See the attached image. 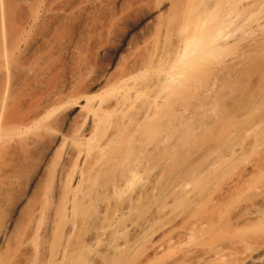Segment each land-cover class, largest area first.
Segmentation results:
<instances>
[{"label":"rangeland","instance_id":"374dc122","mask_svg":"<svg viewBox=\"0 0 264 264\" xmlns=\"http://www.w3.org/2000/svg\"><path fill=\"white\" fill-rule=\"evenodd\" d=\"M5 1L6 11L8 12H5V14L9 16L8 22L10 24L9 30L11 34L18 35L22 30V32L25 33L23 36L26 38L25 40L23 39V44L21 43V45H19L20 50H18L19 48L14 49L15 62L13 66L10 67L9 79H7L9 85L6 84L8 82L4 83V85L6 84V87L9 86V101L7 100L8 104L6 112L2 117V127L0 130L2 133L0 137V264H79L80 262V264H247L250 259H256L257 264H264V54H262L264 48H262L263 51L258 49L264 46V40L262 39V35L264 34V22H262L264 11H262L263 14L260 12L261 7H257L255 13L251 12L255 8H251V4V11H249L250 9L247 10L249 6H246V0H242L243 7L239 6L242 12H239L240 8L237 6L236 9L238 8L239 10L236 11L235 8H233L236 11L233 10L236 13L234 14L236 16H243L242 13L245 12V16H251V12L255 17L254 14L259 11L260 14L258 13L259 15H257L259 18H255L256 21L262 19V21L260 20L261 24L257 22L259 26L263 25L262 28L260 27V30H256L254 29L256 25L252 23L254 27L250 26L252 29L250 30L249 28V30H247L244 27L248 26L249 23L251 24L253 21H247L246 19L249 18L247 16L242 17L243 20L246 18L245 20L247 22L243 20L236 21L237 18L235 19L236 16L234 17V14L232 13L235 21L238 22V27L242 24L248 25H245L244 27L241 26L243 28H241L243 30L241 34V29L235 28L236 24L234 23L236 22H232L234 24V30L236 31L233 32V27H229L230 30L232 29V33L236 36L233 37L234 35L232 34L233 39L230 38L231 31L229 28L226 27L228 28V31L226 32V28L224 27L225 31H222L223 36H227V34L229 35L227 37L228 41L227 39L225 40L227 43L223 41L225 44L222 43V45L216 46L209 54H205L201 52V48L205 44L196 39V44L194 43L195 45H193L192 43L190 47H188L189 49L192 46V50H185L187 41L183 40L184 33H182L181 30L185 25H188L189 21L191 23V21L194 20H185L187 16H184V13L190 11L194 15H199V12H204V10H200L202 6L207 8V5H204L206 3H203L207 2L206 0L203 2L200 1L202 5L198 2L199 0H196L197 2L195 0ZM229 1L230 0L223 1L225 3V5H223V2L218 0L219 5L221 4L222 8H217V11L219 12L221 10L222 12V9L224 11L225 7L223 8V6H226L227 8V3L229 5L232 3L234 5V3H236L234 0H232L233 2ZM236 1L239 3L238 0ZM253 1L256 2V0ZM258 1L259 0H257V3H264V0H261L262 2ZM209 2L212 4L211 2L213 1L209 0ZM218 2L216 5H218ZM249 2H251V0H249ZM257 3L254 7H256ZM210 4H208V6L213 7L215 5L214 3L212 4L213 6ZM241 4L242 2L240 1V5ZM261 5L262 4H260V6ZM244 6L247 7L246 10V7ZM230 7H232V5ZM208 8L206 10L209 11L211 8ZM258 8L260 9L257 11ZM206 10L205 13L208 12ZM218 12L214 11V13ZM237 12L241 13V15ZM247 12L248 14H246ZM214 13L212 12V14ZM255 18H253V20H255ZM234 19L232 21H234ZM249 19L251 20L252 18ZM192 23L194 25L195 22ZM240 23L241 25L239 26ZM188 26H192V24ZM25 29L28 33H26ZM223 32L226 33L224 34ZM222 34H220L219 39L222 37ZM259 34H262V41L260 42V44H263L262 46H258L256 43V45H254V42L252 45H244L247 44L248 40V43H252L250 42V40H253L251 37H254L257 40ZM235 38H242V41L238 40V42ZM256 40L254 39L253 41L257 42L258 40ZM0 42H2L1 38ZM24 42L26 43L25 45ZM242 42H244V44ZM0 45H2V43H0ZM254 46L261 51V62L259 63L260 60L258 61L256 56L249 57L252 58L251 62L254 61L255 63L257 60L256 64H259L252 65L253 63L251 64L249 62L251 68L249 67L248 69H252V66L255 67L251 71L245 66L244 69L248 70V74L246 75L247 71L242 70V64L243 66L248 64V60L245 61V58L248 55L243 54L246 52L248 54L250 49L251 51L252 49L254 50ZM0 48H2V46H0ZM195 50H197L198 53ZM258 50L256 51L255 49V55L258 53ZM252 52L254 53V51ZM252 52L249 53V55H254ZM201 53L202 57L199 59ZM241 54L245 57L242 58L243 60H238L237 63L240 64V61H245L247 64H244L243 62L241 66L238 64V67H235L237 69H234L236 70L234 71L235 76L236 74H239L236 76V79L238 80V77L241 78L235 83L236 85L230 83L235 87L233 86L234 88H230V84H228L230 82L229 79L232 78L234 74H232V76L230 75V78L228 77V83H225V87L221 85V83L224 84V82H220V84L216 83L219 84L221 88H219L218 85H213V83L215 84L214 81L219 82L218 79L222 77L215 76L218 74V71L219 73L222 72L220 71L221 69L218 70L219 66H221L220 64H228V61L231 62L230 59L232 58H236L235 61H237V56L238 58H241ZM257 56L259 57V55ZM194 59H196L195 62L198 64L197 66L201 65L204 61L206 64L203 63L204 65L202 64V66H199V69L198 67H195V63V66H192L194 62L192 60ZM189 61L192 62L191 68H198H193L194 73L193 69L191 70L189 67L190 64L187 65ZM218 62L220 64H218L217 68V66L215 67L214 65H217ZM208 64L211 66L210 69L206 68V66L210 67ZM195 70H197V72H195ZM3 72V70L0 71V74L2 75ZM3 74L2 77L0 75V88L2 87L3 82L7 81L4 78L5 72ZM158 74L162 76V78L164 77L163 74H165V76L167 75L164 77V79L166 78V83L163 84L164 86L161 85L164 81ZM129 75L130 77H135L132 79H135L139 85L137 83L134 85L135 83L133 84L134 81ZM218 75L222 74L220 73ZM243 75L245 76L243 77ZM235 76L233 78H235ZM128 77V80L131 79V82L133 81L132 83L127 81L126 78ZM157 77H160V80L162 81L156 86L155 83L159 80ZM215 77L218 79L216 80ZM120 78H124L125 80H121ZM156 78L157 81L155 82ZM119 79L122 82L126 81V84L123 82L126 86H128L129 82L128 87L130 88L124 86ZM1 80H3V82H1ZM233 81L235 82L236 80ZM152 82H155L153 84H155L154 86H156L157 89L153 86ZM177 83H182V86ZM130 84H133L136 88L141 86V89L144 90L140 91V88L136 89L133 85L131 87ZM226 84H228V87H226ZM175 85L178 86V88H176L178 89L177 92H173L175 90ZM158 86L160 87L158 88ZM216 86L218 88H216ZM153 87L156 89L155 91H153ZM134 88L138 91L134 90ZM179 88L181 89L179 90ZM1 89L3 90L4 88ZM1 89L0 93L2 92ZM145 91L147 93L152 91L151 94L156 92L154 95L157 100L155 98H152L154 100H151V97L154 95H148L150 93L146 94ZM141 92H144L147 96H143L144 94ZM140 93L143 99L148 96L150 97L149 100L145 99V101L148 100L147 103H149V101H157V105L153 102L152 105L149 103L153 107L150 113L145 110L146 107H144L145 105H143V102H141L142 104L139 103L140 101L138 102V100L141 99ZM133 94H138V97L135 99L138 104L136 101L134 102H136L137 105L141 104L144 107L142 112L141 109L143 107L139 105L141 108L139 110H141L142 113H149L147 117V114L145 115L146 118L143 116L144 114L138 112L139 107L135 105V103L133 106L127 99L131 98L132 100V96L134 97ZM117 95L119 96L118 102L121 101V96L124 98L126 97L125 99H127L129 104L132 105V108L130 105L132 110H129L130 108H128V111L127 109L125 110V108H127L125 107L127 106V103L125 104L124 102L126 101H123L120 105L122 107L124 104L123 107L125 108H119V103H117L116 100ZM218 96L219 98L217 99L219 102L214 98ZM87 98L88 100L90 98L93 101L92 103L95 106L92 104L89 106H92L95 109L88 106L86 107V105L90 104L89 101L87 102ZM101 101L105 102L102 103L100 109L97 110L99 107H97V105ZM145 103L146 102H144V104ZM154 104L156 105L155 107ZM136 106L138 107L137 109L135 108ZM217 106L219 110L222 108L221 115H218L220 117L217 119L219 122L216 121V116L219 114ZM89 108L92 109L88 112L87 110ZM213 108L216 110L213 111ZM119 109L125 110L126 115L127 112H129L128 114L130 115L126 116L125 113L122 112V110L120 112ZM133 111H135V114ZM215 111H217V114L214 113ZM41 113H44V117ZM138 113L142 115L141 117L139 116L138 119L140 118L141 120V118H143L142 121L144 120V123L141 121L143 125L139 120V123L142 126L139 123L133 125L135 122H133V120L137 118V115H139ZM133 114L136 116L135 118ZM215 114L216 116H214ZM211 115L213 119L215 118L214 120H211ZM120 116H123V119H121ZM125 116L128 118L127 120L130 119L129 117L133 116V123L130 122L131 120H129V123H132L133 126L140 125V127L136 126L134 130L129 124L130 129L133 128L130 133L134 134L130 137H134L130 138L128 136L130 135L129 132L126 136H128V140L131 139L133 143H129L130 141L128 142L131 145H128L130 147H127L126 142L121 145H126V147L131 150L134 146L139 148V150H136L134 147L135 153L138 152V155L134 154V150L132 155V157L142 155L141 159V156H139V161L142 159L144 160L145 157L149 160L150 156L154 153V155L159 154V150L164 154L163 150L166 149L165 151H168L171 143L172 145L176 143L177 146L185 145L187 141H185L186 138L184 140L183 137H186V134L188 135L190 131L191 133L193 130L196 131V135H198L197 137L202 139L205 133L202 134L203 132L201 131L207 132L210 135L208 130L211 128L208 127L210 125L207 123L209 122V124H212V121L217 123L214 122L217 126H214L213 124V132L211 131L213 137L206 140L205 138L209 135H205L204 139H202L204 143L200 139L198 143V139L196 140V137H194L196 135H191L194 137L193 141H196L195 144L197 145H193L194 142L192 143L191 140L190 144L192 145L190 146H193L192 149L189 144H187L185 145L187 147L183 148L181 146V149L179 148L180 151L178 152V147L176 148V146L171 145L170 148L175 147L177 149L176 151L175 148H173L175 150V153L173 154L176 156H173L172 154L174 158L171 156L172 159H170L168 157L170 155H168L167 158L169 159L165 157L168 160L167 161L163 157L166 156L168 152L171 153V151L166 152L164 156L162 155L163 157L161 158L164 160H162L163 162L160 164H162L161 166L164 170H159L161 168L159 166L157 168L156 165L159 162H156V165L154 164V161L159 158L160 154L157 156L158 158H156V156L153 158L152 156L153 159H156L153 161L151 158V161L149 162L151 165L153 164L155 168L151 165L150 167L154 170L157 169L158 171L152 169V173L150 171L148 174H155L149 176L148 179L152 177L153 179L151 178V183L150 180L149 183L152 185L154 183L156 186L158 185L157 183H160V179L164 177L168 178V176H170L169 173H163V171L166 170L165 167H168L166 166L168 163L166 165L164 164L165 160L166 162H170V165L168 164L170 168V166H172L171 164L175 166L179 161L181 162L183 158H186V161L182 160L184 167L183 165L181 166L180 163L178 164V166L180 165L183 168H185L186 165L185 172L183 168H180L181 170L183 169V171L181 174L178 171V174L177 170L180 169L173 166L174 171L177 169L175 172H177L178 175L176 176V173L172 171V169V177V173L170 172L172 167L168 170V172L171 173L170 178L172 181L169 178L168 180L171 181V184L176 181V187V183L175 185L172 184L174 186V188H172V185L168 181L171 191L168 189L169 192L167 193V188L169 187L167 183L163 184V181L167 180L166 178H164L166 180L162 179L163 181H161V184L157 186L160 188L163 187L162 184L166 185V188L163 187V189L165 188L166 190L163 191V193H165V196H163L164 198L161 197L163 195L160 190L161 188L159 189L162 195H157L158 197L161 195L159 199H162L157 203H155L154 200H156V198L158 200V197L156 196L155 199L152 198L153 194H155L153 192L155 187H153V189L151 188V190L147 189L149 191L146 190L147 192L152 191L151 193L153 194L150 193L152 195H150L151 198L154 199H150L152 202L147 200L150 198L149 196H146V198L143 197L145 196V193L147 194L146 191L144 192L145 189H143L144 195L141 194L142 188L146 187L148 183L147 181H142L140 185L143 184V182L147 184H143L144 187L142 188H139L138 186L140 175L144 173L142 172L143 170L141 171L140 169L141 166L139 167L140 164L137 166L136 163V166L132 167L133 164H130V158L128 159V156L123 154L127 158L126 159L123 156L125 158V163L129 161L128 164L132 171H134L133 169L136 167H139L137 170L140 171L138 172L136 170L138 172L137 181H134V183L131 182V184L133 183L134 185L135 182H137L136 187L138 186V190L136 187L135 190L139 193L135 192L138 196L134 195L136 193L132 192L134 188L130 190V197L133 196L132 200L135 198V200L138 199L139 201L138 203H133L135 200L131 201L130 198L128 199V201L130 200L131 202L129 206L133 203V207L131 206L132 208H137L140 205V208H137L138 210H132L137 211L133 213H125L124 209L126 207V209L129 208L131 210L129 206H126L128 205L126 201L125 203L117 202L119 200L122 201L121 196H124L123 198L126 199L129 197L124 191L127 186L126 180L122 179L120 173L118 175L115 172L116 169L112 168L114 167V164L117 167L118 161L122 163L124 159L122 158L123 160L121 161V153H118L117 155L120 157L119 159L117 158L118 161H116V156L112 157L113 155L110 154L109 158L107 155L109 153L105 152L110 148H104L106 149L105 151L104 149L102 150V148L108 144L107 141H110V138L111 141L115 142L112 143L110 141L105 147L112 148L114 144L117 146L122 137L124 140L127 139V137L125 138V136H123L125 135L123 131L126 129L122 128L123 134H119L121 139L118 137V144L116 143L117 138L112 140V137L118 135V132H120L121 126L128 124L126 119L127 124H125V121L123 122L124 124L122 123ZM186 118H190L191 122H195L197 118L198 122L199 120H201L200 122L202 123L205 121V125L207 124L208 127H206L207 131L202 127H198L196 123L197 121L195 122L196 125L191 124V122L188 123L190 121L188 119V126L185 122L183 126H186L185 128L183 127V129H185L184 131H187V127L189 132H185L186 134L183 136V134H181L183 133L181 123L184 122V120L186 121ZM138 119H136L135 123H137ZM119 120H121V122ZM118 121L120 124L122 123L121 126L118 124ZM190 124L193 125V127H198L200 129H192V126V128L189 129ZM117 125L119 126L118 132L116 130ZM138 127L141 129L139 130ZM201 128L203 130H201ZM178 129L181 130V133H179L180 130L178 131ZM176 130L177 132L175 133ZM198 132H201L200 135H202V137L197 134ZM115 133L116 135H114ZM175 134H177V136H180L179 134H181L183 137L180 136L182 138L180 141L185 142H183V144L178 142V144V137L176 136L177 140L174 139ZM88 137H93L94 140L91 138L90 142H87L89 140ZM190 139L188 141H190ZM106 142L107 144H105ZM94 143L101 144L98 145L100 148L104 145L99 149L103 151L102 154L105 156L106 161L104 162H106V164L103 162V159H101V152L99 149L97 152L96 149L98 147L94 146ZM121 145V149H119V147L117 148L120 152H123L122 150L125 146L123 148ZM165 145L168 147L166 146L167 148L165 149L162 148V146L165 147ZM140 146H142L143 149L145 147L147 148H145L143 152V149ZM94 147L97 148L93 149ZM127 148L126 152H128V150L130 151V149L127 150ZM82 149L83 152L90 153L88 154L89 156L87 153H84L82 156V153L80 152ZM118 149L115 148V150ZM94 151L100 154L102 163H100L101 165L99 164V167L103 166V163L104 165H110L111 163L113 166L110 167L112 168L110 170H113L114 173L117 174L118 179L119 176L120 179H122L121 181L120 179L118 180L115 178L119 183L118 184L116 181V183L113 182L114 177L109 181L107 178L110 176L106 174L108 177L103 178L104 181L106 179V181L108 180L112 184L115 183L113 184L115 186L111 184V187H116L118 185L119 189L117 191L115 188V192L117 191L118 193L120 190H123L120 191V193H124V195H118L120 197V199H118V196L113 193V188L109 185L105 188L104 186L108 183L102 181L103 179H99L101 182L99 181L98 186L100 187V185L105 183L104 186H101V189L105 190L102 191L99 187V189H97L96 186L95 188L100 191L98 192L93 188L94 191L96 190L98 193H102L97 195L96 192L95 194L90 195H97L95 196V199L98 200V198L102 197L104 194V197L100 198L98 201L102 204V201L106 200L105 204L109 202V204H107L108 207L103 203L107 209L104 208L103 204L101 206L97 200L95 201H97L98 204H95L97 202L94 203L93 201V203H88L85 199L86 203L89 205V207L87 206L88 209L90 208V205L93 206L92 208L98 207L97 211L101 213L100 216L105 214L104 220L112 218L116 221L119 220L121 223L116 225L115 223L117 222L113 221L114 223L110 222L112 224L109 225H121L122 227L123 224L124 226L128 225V222L130 221L129 219L134 221V218L136 217L134 215L136 213L142 215L145 210H149V212H147L149 214L145 211L144 213L147 214V217L144 213L142 215L143 217L137 216L140 218V223L137 222L139 219L136 217L135 221L138 224H141L137 225V228H140V230L136 228V230L131 229L130 232L138 230L137 232L130 233L129 230H126L127 232H125L123 229H120L121 227H118L120 229L119 234L129 232L130 235L125 234L124 236V238L126 236L127 238L129 237L127 239L128 241L125 240L126 238H122V240L121 237L119 239L122 241H116L118 237L112 239L111 237H114L113 229L111 232L112 235L110 232L108 233L111 237L109 238V235H106L108 236H105L106 240L103 239L107 242L111 239L115 240V243H118L119 241L120 244L122 243L119 247H114L115 244L114 241H112L110 245L112 246L113 243V249H111V246L108 247L106 242L107 247L110 249L106 248V245L104 244L105 247L102 245L104 248L100 246V249L97 247V250H94V247L92 248V251L91 249L87 250L89 253L91 252V255H87L89 253L86 252L85 249L86 247L89 248V244L92 242L90 232H92L94 228L96 229V227L93 226L94 223L95 226H100V228H97L96 230L101 229V218L99 216L97 220L98 213L95 212L96 209H93L96 213L95 215L92 209L86 210L87 207L84 208V205H87L85 202L84 204L79 203L80 201L83 203V197H87L88 199L87 195L89 194L88 190L90 187L86 188L80 180L82 181L83 179L85 183V181H87L84 180L86 175L87 179L88 177H93L92 175L90 176V174L88 176L87 173H92L91 167H93V164L95 163L92 161L96 160L93 158L99 157V155H94L95 157L93 156V154H96ZM79 152L81 153L82 158L79 157ZM129 153H127V155H129ZM145 153H149L150 156L148 154L144 156ZM85 155L88 156V160L85 159ZM188 155H191L190 158ZM181 157L183 158L179 159ZM108 158L110 163L108 162ZM84 159L86 161H83ZM100 159H98V163L100 162ZM135 160L133 161L134 163ZM125 163L122 164L124 165L123 167L127 169L129 166H126ZM142 163L144 164V167H147L143 168L144 170H150V167H148L150 163L148 165H145V161ZM163 164L165 166H163ZM121 165L119 166L121 167ZM178 166L176 165V167ZM96 167L93 170L95 171L92 173L93 175H96V173L99 174L104 170L102 168V170L98 172L97 170L100 169H97L98 167ZM105 167L108 169V166ZM120 167L117 168L125 170L123 167ZM130 167L128 168L129 170H131ZM76 168L81 171L78 172V169ZM107 169L105 168V171ZM128 169L127 171H129ZM110 170L108 171L111 173ZM121 170L119 171L121 172ZM113 171L111 177L115 175L113 174ZM127 171H122L121 174L125 172L127 175ZM104 172L101 173L103 174ZM77 174L79 178L77 177ZM183 174H186V176ZM81 175L83 176L82 179H80ZM99 175L96 176L99 177ZM143 175L145 176V173ZM102 176L100 178H102ZM144 178L147 180V177ZM73 179L76 181L74 182ZM77 179H79V181ZM91 180L89 181L91 182ZM90 182H86L85 185L88 186L89 184H92V182ZM121 182L126 186L120 184ZM70 186H72L70 189H73L75 186L77 188L80 186L79 189L84 187V189H87L85 191H87L88 194L85 196L86 192L83 193L82 195L84 196L79 200L80 190L78 193V189L76 190L75 187L74 191H77L76 193H78L77 195L79 197L77 206H79V208L82 207V209L84 208L81 210L85 214H87V211H92L96 217V222H93L92 219H90L92 218V212L88 213L89 217L87 216L92 222L87 217L86 222L82 220L83 217H85L84 213L81 212L80 215H84L81 218V216L78 215L80 213L79 211L73 212L71 210L73 207L74 209H78L77 206H74L75 202L77 204V201H75V199H77L76 196L74 198V203L70 201L67 203V199L62 198V194H66V192L63 193L64 190L69 191L66 188H69ZM124 186L125 188L122 189ZM149 186L150 185L147 187L150 188L151 186ZM130 187L132 188V185ZM157 187L156 191L159 192ZM109 188H111V190ZM84 189L82 190L84 191ZM139 189H141V191ZM90 190H92V188H90ZM69 192H71V190ZM91 192L94 193L93 190ZM67 194L65 196L66 198H68ZM73 194L71 193L70 195L69 193L70 196L74 197ZM139 194L143 195L142 197L145 199L141 197L143 200H140ZM70 196L68 199L72 200V197ZM116 196L117 200L113 202L114 199L112 198L116 199ZM93 199L94 198H91V200ZM115 202L117 203V208H115ZM123 203L126 204L125 207L124 205L122 206ZM72 204L73 207L71 206ZM118 204L120 207L122 206V208H124V212L120 210L123 214L122 212L120 213ZM134 204L139 205L134 207ZM69 207L72 208L70 209ZM117 209L118 211L115 212L114 210ZM112 210L115 215H113V212H109ZM140 211H142V213H138ZM70 212L73 213L69 215ZM107 213L112 214L113 216L111 215V217ZM73 214H75V216H73ZM108 215L110 217H108ZM94 216L93 218H95ZM109 219L108 221L106 220L108 223L111 221V219ZM144 220H147V223H144ZM123 221H127V224ZM132 221H130V223ZM107 222H103L102 225L104 226H102V229L107 227L105 226L108 225ZM141 222L144 223L143 227ZM86 223L87 225L92 226V228L89 226V229H92L90 232L88 229L84 230ZM116 226L112 227L114 228ZM86 228L88 227L86 226ZM117 229H114V232H116ZM87 231L90 234H88ZM117 234L115 233L116 236ZM87 241L91 242L88 244ZM86 244L87 246H85ZM118 244L115 246H118ZM81 253L87 254H84L82 259L80 257V261L78 256Z\"/></svg>","mask_w":264,"mask_h":264},{"label":"bare ground","instance_id":"6f19581e","mask_svg":"<svg viewBox=\"0 0 264 264\" xmlns=\"http://www.w3.org/2000/svg\"><path fill=\"white\" fill-rule=\"evenodd\" d=\"M195 1H196V0H195ZM197 1H198V0H197ZM197 1H196V2H197ZM200 1L203 2V1H205V0H199V1H198V2L200 3V5H202V3H201ZM206 1H207V2H203V3H206V4H204V5H205V6L207 5L206 7H207V8L209 7L208 9L211 8L209 11L206 10L207 8H205L204 6H202V7H201L202 9L200 8V10H204V12H203V11H201V12L198 11V12L200 13L199 15H198V14L194 15V14H193L192 12H190V11H189L188 13H187V12L184 13V14H185L184 16H187V18H186L185 20H187V19H188V20H192V19H194V20L191 21V23H190V21H189V23H188V25L192 24V26L185 25V27L181 30V32L184 33L183 37H184L185 39L182 37L183 40H184V41H187V43H186V45H185V50H187L188 47H190V45H191L192 43H193V45H195V44H196V43H195V39H196L197 41H201V42H203V43L205 44V45L202 47L203 49L200 47L201 50H202L201 52H203V53H205V54H209L212 50H214V48H215L216 46H220V45H222V43H224L223 41H225V40L227 39V37L229 36L228 34H227V36H223V34H222V31H223L226 27H228V28H229V27H230V28L233 27V32H234V31H235V30H234L235 28H239V29H241V28H242L241 26L244 27L245 25H248V24H245V23H244L245 25H243V24L241 25V23H243V22H241V23L239 24V26H240V25H241V26L238 27V22H236L237 20H240V21L243 20L242 17L245 16L244 8H243V12H244V13H242L243 16H236V15H235V14H236L235 12H236L237 10H239L238 8H240L239 6H242V7H243V1H244V0H243V1H242V0H238L239 3H237V1L234 0V2H236V3H234V5H233V3H232V2H233L232 0H230V1H232V2H231L232 4H230V5L226 2V3H227L226 5H228L229 7L227 6V8H226V6H223V8L225 7V10L223 11V9H222V12H221V10H220V11H219L220 13H219L217 10H218L219 8L221 9L222 6H221V4L219 5L218 0H212L213 2H211V3H212V4L214 3V4H215L214 6H213L212 4H210L209 0H206ZM220 1L223 2V1H225V0H220ZM226 1H228V0H226ZM230 1H229V2H230ZM240 1L242 2L241 5H240ZM259 1H261V0H259ZM259 1H258V2H259ZM208 2H209V3H208ZM215 2H216V3H215ZM217 2H218V5H216ZM251 2H252V3H251ZM251 2H249V0H246V2H245V3H246V6H249V8L247 9V7L244 6V7H246L245 10H246V9H247V10L250 9L249 11H251V8H255L254 10L252 9L253 11H251V12H254V13H255L256 8H257V7H261L262 10H261L260 8H258L257 11H258L259 9H260V12L264 11V10H263V8H264V5H263V4H264V3H260V2L257 3V0H256V2H254L253 0H251ZM261 2H262V1H261ZM256 3H257V5H258V4H259V5H258V6L256 5V7H254ZM208 4L212 5L213 7L208 6ZM222 4L225 5L224 2H223ZM235 4H236V5H235ZM238 4H239V5H238ZM251 4H252L253 7L251 6ZM260 4H262V5L260 6ZM5 5H6V1H5V0H0V11H1V12H0V38H1V41H2V42H0V43H2V45H0V46H2V48H0V71L3 70V71L5 72V76H6V77L4 76V78L7 80V79H9V70H10V67H12L13 64H14V62H15V58H14V56H15V54H14L15 51H14V49H18V48H19V45H21V43L23 42V39L25 40L26 37L23 36L25 33H23L22 30H21L22 33L20 32V34H18V35H12V34H11V32H10V30H9V26H10V24H9V22H8V21H9V19H8L9 16H7V14H5V12H7V11H6V7H5ZM231 5H232V7H230ZM217 6H218V7H217ZM220 6H221V7H220ZM233 6H234V7H233ZM237 6H238V8L236 9ZM250 6H251V8H250ZM262 6H263V7H262ZM214 7H215V8H214ZM212 8H213V9H212ZM217 8H218V9H217ZM233 8H235L236 11H235ZM4 9H5V10H4ZM214 9H216V10H214ZM205 10L208 11V12L205 13ZM212 10H213V11H212ZM233 10H234L235 12H234ZM210 11H212L213 13H214V11H216V12H218V13H214V14H212V12H210ZM249 11H248V12H249ZM257 11H256V12H257ZM239 12H242L241 8H240V11H239ZM248 12H247L246 14H248ZM251 12H250L251 16H248V15H246V16L249 17V18H252V19L250 20L249 18H247V19L244 18L243 21H245V22H247V21H249V22H250V21H253V22H251V24L253 23L254 25H256L254 29H256V30H260L264 24H263L262 26H259V24H261L260 22L262 21V19H263L262 22H264V18H263L264 16H262V19H260L261 21H260L259 19H258V21H256V18H255V17H258V18H259V16H257V15L260 14L259 11H258L256 14H254L255 17L252 15L253 13H251ZM7 13H8V12H7ZM201 13H202V14H201ZM208 13H209V14H208ZM210 13H211V14H210ZM232 13H233V14L235 13V14H234V17L236 16V17H235V19L237 18L236 21H235L234 17L232 16ZM237 13H238V12H237ZM258 13H259V14H258ZM238 14L241 15V13H238ZM238 14H237V15H238ZM250 14H249V15H250ZM262 14H263V12H262ZM5 15H6V16H5ZM263 15H264V14H263ZM246 16H245V17H246ZM232 18L234 19V21H232V20H233ZM238 18H239V19H238ZM240 18H242V19H240ZM253 18H255V20H253ZM260 18H261V15H260ZM245 19H246L247 21H246ZM240 21H239V22H240ZM254 21H255V23L259 22V24L257 23L258 26H259V28H258L257 24L254 23ZM192 22H195L194 25H193ZM232 22H233V23L236 22V23H234V24H236V25H235V28H234V24H233ZM249 22H248V23H249ZM230 23H232V24H230ZM184 24H185V22H184ZM251 24L249 23V25L246 26L247 28H246V27H244V28L247 29V30H249V28H250V30H251V29H252L251 27H252V26L254 27V25H253V24L251 25ZM232 25H233V26H232ZM250 26H251V27H250ZM29 27H30V26H29ZM224 27H225V28H224ZM260 27H261V28H260ZM228 28L225 29L226 32L228 31V30H227ZM230 28H229V30H230ZM239 29H237V30H239ZM242 29H243V28H242ZM242 29L240 30V31H241V34H242V31H243ZM245 29H244V30H245ZM254 29H253V30H254ZM225 30H224V31H225ZM231 30H232V29H231ZM231 30H230V31H231ZM247 30H246V31H247ZM256 30H255V31H256ZM25 31H26V29H25ZM25 31H24V32H25ZM246 31H245V32H246ZM226 32H223V33L225 34ZM235 32H236V31H235ZM237 32H238V31H237ZM247 32H248V31H247ZM247 32H246V33H247ZM26 33H28V32L26 31ZM230 33H231V35H230L231 37H230V38H232V36L234 35V33H232V31H231ZM243 33H244V32H243ZM10 34H11V35H10ZM220 34H222V37H221L222 39H221V38L219 39ZM232 34H233V35H232ZM239 34H240V33H239ZM241 34H240V35H241ZM240 35H239V37H240ZM244 35H245V34H244ZM261 35H262V34H261ZM261 35H260V34L258 35V38H260V39L257 38V40H258L259 42L256 40V38L251 37V38H253V40L255 39L257 42H255V41H253V40H252V41L250 40V42H252V43H248V42H249V40H248L247 44H244V42H242V43H243L244 45H249V44L252 45L253 42H254V45L257 44L258 46H259V45L262 46L263 44H262V43L260 44V42L262 41V39L264 40V34L262 35V39H261ZM242 36H243V35H242ZM242 36H241V37H242ZM256 36H257V35H256ZM256 36H255V37H256ZM23 37H24V38H23ZM27 37H28V36H27ZM233 37H236V36L234 35ZM230 38H229V39H230ZM251 38H249V39H251ZM27 39H28V38H27ZM232 39H233V38H232ZM241 39H242V38H235V40H237V41H238V40L240 41ZM193 40H194V41H193ZM218 40H219V41H218ZM26 41H27V40H26ZM26 41H25V42H26ZM197 41H196V42H197ZM227 41H228V39H227ZM239 41H238V42H239ZM241 41H242V40H241ZM245 41H247V40H245ZM25 42H24V45L27 43V42H26V43H25ZM201 42H199V43H201ZM225 42H226V41H225ZM194 43H195V44H194ZM226 43H227V42H226ZM255 43H256V44H255ZM258 43H259V44H258ZM22 44H23V43H22ZM197 44H198V43H197ZM224 44H225V43H224ZM224 44H223V45H224ZM199 46H200V45H199ZM199 46H198V47H199ZM201 46H202V45H201ZM254 47H255V48H254ZM254 47H253L254 50L252 49V51H254V53H253V52L251 51V49H250V51H251L254 55H252V56H251V54L249 55V53H251L250 51H248V54H247V52H246L245 54H243V55H248V56H246V58H245V61L248 60V61H247L248 64L245 63V61H242V62L240 61V64L237 63L238 60H240V59H242V58L245 57V56L243 57V55L241 54V55H242L241 58H238V56H237V61H235L236 58H234V59L232 58V59H230V61H231L232 63L228 61V64H227V63H221V64H220V63L218 62L217 65H214L215 67L217 66V68H218V64H220V65L222 66V67L219 66V69H218V70L221 69L220 71H222V72H220V73H221L222 75H218V74H220L219 71H218V70H215V71H218V72H217L218 74L215 75V76H218V77H219V76H222V77H220L219 79L217 78V79L219 80V82L214 81L215 84L213 83V85H218V87L221 88V86H219V84H220V82H224V84L221 83V85H223V87H225V83H226V82L228 83V80H227V79H229V78H230V75L232 76V74L235 73L234 71L237 70L235 67H236V66L238 67V64L241 66V64H242L243 62H244V64H247V65H248V66H247V65H244V66H243V64H242V67H243L242 70L247 71L246 75L248 74V70H251V71H252V69H254V67H255V66H252V65H254V64H255V65H258V64L261 62V55H260V53H261V51H263L262 48H264V46H262L261 48H258V49H260L261 51H259V50L256 48V46H254ZM192 48H193V47L191 46V48H189V49L192 50ZM189 49H188V50H189ZM194 49H195V48H194ZM194 49H193V50H194ZM196 49H197V47H196ZM198 49H199V48H198ZM255 49H256V51L258 50V53H257L256 55H255ZM18 50H20V48H19ZM191 50H189V51H191ZM195 51H197V50H195ZM197 53H198V51H197ZM199 53H200V52H199ZM191 54H192V53H191ZM262 54H264V52H263ZM193 55H196V54H193ZM201 55H202V53L199 55V56H200L199 59H201V57H202ZM257 55H259V57H258ZM253 56H254V57L256 56V57H257L256 59H258V61L260 60L259 63L256 64V62H257L256 59H254V60H256L255 63H254V61L251 62V61H252V58H249V57H253ZM262 56H263V55H262ZM197 57H198V54H197ZM247 57H248V58H247ZM250 59H251V60H250ZM190 60H191V57H190ZM195 60H196V59L192 60V61H194L193 64H192V62L189 61V63H188L187 65L190 64L189 67L191 68V64H192V66H195V64H196L195 67H198V68H199V66H202V64L205 63V61H204L202 64L200 63L201 65L197 66L198 64L195 62ZM197 60H198V58H197ZM242 60H243V59H242ZM249 60H250V61H249ZM233 61L236 62L237 65H236V63H234ZM249 62H250L251 64L253 63L252 65L250 64V65L252 66V69H248V68L250 67V66H249ZM194 63H195V64H194ZM230 63H231V64H230ZM233 63H234V64H233ZM205 64H206V63H205ZM226 64H227V65H226ZM229 64H230V65H229ZM203 65H204V64H203ZM208 65L210 66V64H208ZM245 66L247 67L248 70H245V69H244ZM195 67H193V68H194V69H198V68H195ZM212 67H213V66H212ZM215 67H213V68H215ZM193 68H191V70H192ZM206 68H209V69H210L211 66H210V67L206 66ZM250 68H251V67H250ZM186 69H188V68H186ZM194 69H193V73H194ZM199 69H200V68H199ZM209 69H208V70H209ZM234 69H236V70H234ZM238 69H241V68H238ZM186 71H187V70H186ZM186 71H185V72H186ZM238 71H239V70H238ZM244 71H243V72H244ZM4 72H3V73H4ZM190 72H192V71H190ZM195 72H197V70H195ZM3 73H2V75L0 74L1 77L4 75ZM244 73H245V72H244ZM244 73H243V74H244ZM249 74H250V73H249ZM158 75H159V74H158ZM158 75H157V76H158ZM161 75H162V74H161ZM238 75H239V74H238ZM238 75L236 74V76H238ZM127 76H128V75H127ZM159 76H160V75H159ZM163 76L166 77L167 75L165 76V74H163ZM234 76H235V74H234ZM234 76H233V77H234ZM236 76H235V78H233V77L230 78V79H229L230 82H229L228 84H230V83L235 84L237 81H239V79H241V78L238 77V80H237V79H236V78H237ZM244 76H245V75H243V77H244ZM7 77H8V78H7ZM123 77H124V76H123ZM125 77H126V76H125ZM129 77H130V75H129ZM129 77L126 78L127 81H129L130 83H132V82L134 81L133 84L135 83L134 85H136L137 81H136L135 79H132V78H135V77H133V76L130 77V78L133 80L132 82H131V79L128 80ZM160 77H161V79L164 81V83H162L161 85L164 86L163 84L166 83V82H165V81H166V80H165L166 78L164 79V77H163V78H162V76H160ZM160 77H159V78L157 77V78L159 79L158 81H157V78L155 79V82L157 81V83L152 82V84L155 83L156 86H157V84L159 85V84H160V81H162V80H160ZM228 77H229V78H228ZM240 77H241V74H240ZM170 78H171V77H170ZM1 79H2V78H1ZM5 79H4V80H5ZM120 79H121V78H120ZM120 79H119V81H120ZM215 79H216V77H215ZM215 79H214V80H215ZM217 79H216V80H217ZM231 79L236 80V81L234 82V81L231 80ZM261 79H262V78H261ZM121 80H125V79L123 78V79H121ZM152 80H153V79H152ZM172 80H173V79H172ZM153 81H154V80H153ZM175 81H176V80H175ZM175 81H174V82H175ZM232 81H233V82H232ZM1 82H3V80H1ZM6 82H8V83H6ZM120 82H121V83L124 82L125 84L127 83L126 81H123V82L120 81ZM129 82H128V86H129ZM158 82H159V83H158ZM174 82H173V83H174ZM176 82H177V81H176ZM4 83H6V84L9 85V81L7 80V81H4V82H3L2 87H1V88H4L3 90L0 88V89L2 90V92L0 93V130H1V127H2V126H1V125H2V124H1L2 117L4 116V114H5V112H6V108H7V104H8L7 102L9 101V99H8V96H9V95H8V92H9L8 88H9V86L6 87V86H5L6 84L4 85ZM124 83H123V85H124ZM216 83H219V84H216ZM133 84H130L131 87H132ZM137 84H138V83H137ZM155 84H153V86H154ZM177 84H178V83H177ZM180 84H181V86H182V83H179L178 85H180ZM228 84H226V87H228V86H227ZM134 85H133V87L136 88V86H134ZM138 85H139V84H138ZM138 85H137V86H138ZM235 85H236V84H235ZM124 86H126V85H124ZM128 86H126V87H128ZM156 86H154V87H156ZM229 86H230V88H234V87H235L234 85H231V84H230ZM231 86H232V87H231ZM233 86H234V87H233ZM154 87H153V91H155V90L157 89V87H156V89H154ZM159 87H160V86H158V88H159ZM172 87H173V86H172ZM172 87H171V89H172ZM218 87L216 86V88H218ZM128 88H130V87H128ZM135 88H134V90H136L138 87H137L136 89H135ZM139 88H140V91L144 90V89H141V86H140ZM139 88H138V89H139ZM173 88H174V87H173ZM176 88H178V86L175 85V88H174L175 90H174L173 92H177L178 89H176ZM180 89H181V88H179V90H180ZM129 90H130V89H129ZM216 90H217V89H216ZM232 90H233V89H232ZM130 91H131V90H130ZM136 91H138V90H136ZM147 91H148V90H147ZM217 91H218V90H217ZM220 91H221V90H220ZM131 93H133V92H131ZM136 93H137V92H136ZM141 93H142V92H141ZM141 93H140V97H141L142 101H141V99H140V100H138V102H139V101H140L139 103L143 102V105H145L144 107H146L145 110H146V111H149V113H150V112H151V109L153 108V107L151 106V105H152V102L155 103V104L157 103V101H156V100H157V99H156V96L154 95V93L156 94V92H154L153 94H151L152 91H150V92H148V93H150V94H148V93L145 91L146 94H148V95H152V96L154 95V96H155V97H154V96L151 97V100H154V99H152V98H155V99H156V100H155L156 102H155V101H149V103H150L151 105H150L149 103H147V101L150 99V97L148 96L147 98H144V99H143L142 96H141ZM145 93L143 92L142 94H144L143 96L146 97L147 95H146ZM133 95H134V94H133ZM137 95H138V94H137ZM137 95H134V97H133L132 95H130V96H132V98H133L132 100H131V98H127L133 106H134V103H135V105L138 104V102L135 100L136 97H138ZM215 96H216V94H215ZM140 97H139V98H140ZM9 98H10V97H9ZM91 98H92V97H91ZM115 98H116V97H115ZM125 98H126V97H125ZM125 98L121 96V99H120L121 101L118 102L119 96L117 95L116 100H117V103H119V106H118V105H117V106H118L119 108H122V107L124 106V104L122 105V107H121L120 105L123 103V101H126V102H124V103H125V104L127 103V104H126L127 106H125V107H127V108L123 107V109L125 108V110L127 109V111H128V108H130V105H131V104H129L128 100L125 99ZM139 98H137V99H139ZM210 98H211V97H210ZM214 98L216 99L217 102H219L218 99H217V98H219V96H218V97H214ZM122 99H124V100H122ZM145 99H148V100L145 101ZM7 100H8V101H7ZM90 100H91L90 98H89V100H88V98H87V102L89 101L90 104L86 105V107H87V106H88V107H92V106H89V105H91V104L93 105V103H92L93 101H92V100L90 101ZM102 100H103V99H102ZM143 100H144V101H143ZM131 101H132L133 103H132ZM134 101H136L137 104H136V102H134ZM104 102H105V101H103V102H102V101L99 102V104L97 105V107L99 106V107L97 108V110L100 109V107L102 106L101 104L104 103ZM144 102H146V103L144 104ZM214 102H215V101H214ZM86 104H87V103H86ZM141 104H142V103H141ZM141 104H139V105H141ZM155 104H154V107H155L158 103H157L156 105H155ZM215 104H216V103H215ZM132 105H131V108H132ZM139 105H137V106L139 107ZM143 105H141V106L143 107ZM149 105H150L151 108L149 107ZM218 105H219V104H218ZM93 106H95V105H93ZM128 106H129V107H128ZM137 106L135 107L136 109L138 108ZM84 107H85V105H84ZM144 107H143L142 109L139 107L138 110L141 109L142 112H143ZM92 108L95 109L94 107H92ZM92 108H91V109H92ZM131 108H130L129 110H132ZM135 108L133 107V109L137 112V110H136ZM91 109L89 108L87 111L89 112V111H91ZM123 109H119V110H120V112H121V110H122V112L125 113L126 111L123 110ZM147 109H148V110H147ZM211 109H212V108H211ZM221 109H222V108H221ZM221 109H220V110H221ZM97 110H96V111H97ZM141 110H139L138 112H139L140 114H144L143 116L145 117V115H146L147 113H146V112L142 113ZM214 110H216V109L213 108V111H214ZM217 110H219L218 106H217ZM220 110H219V114L216 113L217 111L214 112V113L217 114V116H216V114L214 115V116L217 117V118H216V121H217L218 117H220V116H218V115H221L220 113L222 112V110H221V111H220ZM135 111H133L134 114H135ZM44 112H45V111H44ZM46 112H48V111H46ZM48 113H49V112H48ZM48 113H47V114H48ZM128 113H129V112H127V115H126V113H125V115H126V116H129L130 114H128ZM139 113H138V114H139ZM149 113H148V114H149ZM212 113H213V112H212ZM41 114H42V113H41ZM47 114H45V115H47ZM121 114H122V113H121ZM134 114H133V116H134ZM140 114L137 115V118H136V119H138L139 116H140V117L142 116V115H140ZM148 114L146 115V117L148 116ZM200 114H201V113H200ZM42 115H43V117H44V113H43ZM94 115H95V114H94ZM126 116L124 117V120L122 121V123L125 121V124L128 123V124H127L128 127H129V124H130V125L134 128V130H135V127H136V126H139V127H140V125H141V124L139 123L140 118L137 120V123H135V122H136V119H134L133 122H134V121H135V122L133 123V122H132V118H133V116H132V117H129V118H130L129 120H131L130 122H132L133 125H134V124H138V123L140 124V125H135V126H133L132 123H129V120H127L128 118H127ZM120 117H121V116H120ZM135 117H136V116H134V118H135ZM146 117H145V118H146ZM211 117H212V115H211ZM207 118H208V117H207ZM96 119H97V118H96ZM121 119H123V116L121 117ZM125 119L127 120V123H126V120H125ZM142 119H143V118H141L140 122L142 121ZM188 119L190 120V118H186V121L184 120V122L181 123V124H182V125H181V126H182L181 129L183 130V131H182L183 133H181V130L178 129V131L180 130L179 133L183 134V136H184L187 132H189L187 127H186L187 131H184L185 129H183V127L185 128V126H186V125L183 126V124H185V122L187 123ZM210 119H211V118H210ZM214 119H215V118H214ZM214 119H213V117H212L211 120H214ZM211 120H210V121H211ZM119 121L121 122V120H119ZM119 121H118V124L121 126L122 123L120 124ZM196 121H197V122H196ZM200 121H201V120H199V122H200ZM202 121H203V120H202ZM208 121H209V120H208ZM95 122H96V121H95ZM142 122L144 123V120H143ZM142 122H141V123H142ZM190 122H191V120H190L188 123H190ZM195 122L197 123L198 127H202V128H204L205 131H207V128H208V127L211 128V129L209 128L210 130H208V131L210 132V135H209V133H207V132L201 131V130H203L202 128H201V130H200L201 132H203L202 134L205 133V134H204V137H205V135H207V136L209 135L208 137L205 138L206 140H207V139H211V137H213V134H212V132H213L212 130H213V129H212V128H213V124H214L215 121H214V122L212 121V124H209V122H208L207 124L210 125V126H208V127H207V124L205 125V123H206L205 121H203L204 123H202V122L199 123V122H198V118H197V120H195ZM195 122L193 121V122H191V124L194 125ZM217 122H219V121H217ZM143 123H142V125H143ZM188 123H187V126H188ZM198 123H199V124H198ZM215 123H216V122H215ZM123 124H124V123H123ZM191 124H190V126H189V129L193 127V125H191ZM216 124H217V123H216ZM216 124H214V126H217ZM127 125H124L125 127L122 125L121 128H120V132H118V131H119V128H118L119 126L117 125L116 130H117V132H118V135H116V133H115L114 135H116L117 137H116V136H113L114 138L112 137V140H114L115 138H117V140H116V143H117V142L119 141V139H121V137H119V134L122 135L123 132H124L125 135H123V136H125V138L127 137V139L124 140V138L122 137L123 140H122V139H121V140L124 141V142H122V141L120 140V142H122V143H120V142H118V143L121 145V144H123V143L126 142V143H127V147H130L131 145H130L129 143L132 142L130 138H133V137H134V136H132V137H130V136H131V135H134V134L130 133V132H132L131 129L133 130V128L130 129V127H129V130H128ZM142 125H141V126H142ZM195 125H196V124H195ZM199 125H203V126H199ZM211 125H212V127H211ZM191 126H192V127H191ZM139 127H138V129L140 130L141 128H139ZM198 127H193L192 129H194V128L196 129V128H198ZM206 127H207V128H206ZM122 128H125L126 130L122 132ZM215 128H217V127H215ZM215 128H214V129H215ZM136 129H137V128H136ZM198 129H200V128H198ZM116 130H115V132H116ZM193 131H194V130H193ZM193 131H192V133H191V131H190L191 134H190V133H189L188 135L186 134V137H183V136H181V134H179L181 137L184 138V140H185V138H186L185 141H187V143H185V145H187V144H189V146L192 145V144H190V143H191V140H192V143L194 142L193 145H196V144H195L196 141H193V140H194V139H193L194 137H196V140L198 139V140H197L198 143H199L200 140L202 141V139H204V137H202V135H200L201 132H198L197 134H199V136H201L202 139H201L200 137H197L198 135H196V131H194V132H193ZM211 131H212V132H211ZM125 132H127V133H125ZM128 132H129L130 135H128ZM134 132H135V131H134ZM134 132H133V133H134ZM176 132H177V130L175 131V133H176ZM185 132H186V133H185ZM121 133H122V134H121ZM1 134H2V133L0 132V137H1ZM135 134H136V132H135ZM193 134L196 135V136H194V137L191 136V135H193ZM211 134H212V136H211ZM126 135H128V136L130 137V138H129L130 140H128V136H126ZM176 136H177V134H175V138H174V139H176ZM180 136H177V137H178V138H177L178 140L176 139V140H177V143H178V142H181V144H183V142H185V141H180V140H182V138H181ZM189 136H190V137H189ZM118 137H119V139H118ZM209 137H210V138H209ZM88 138H89V137H88ZM91 138L93 139V137H90L89 140L87 139L88 141H87V140H85V141L90 142V139H91ZM180 138H181V139H180ZM190 138H192V139H190ZM189 139H190V141H188ZM199 139H200V140H199ZM63 140H64V138H63ZM93 140H94V139H93ZM96 140H97V139H96ZM109 140L111 141V138H110ZM132 140H133V139H132ZM176 140H175V142H176ZM206 140H205V141H206ZM91 141H92V140H91ZM110 141H107L108 144L110 143ZM129 141H130V142H129ZM107 142H106L105 144H107ZM111 142L114 143L115 141H114V142L111 141ZM128 142H129V143H128ZM202 142H203V141H202ZM202 142H201V144L203 145L204 142H203V143H202ZM85 143H86V142H85ZM112 143H111V144H112ZM118 143H117V144H118ZM132 143H133V142H132ZM198 143H197V144H198ZM87 144H88V143H87ZM108 144H107V145H108ZM111 144H110V145H111ZM119 144H118V145H119ZM173 144H174V143H173ZM178 144H179V143H178ZM201 144H198V145H201ZM98 145H101V144H99V143H94V146H97L98 148H97V147H96L97 149H96L95 147L93 148V149H96L97 152H98V151L104 146V145L102 144L103 146H101V148H100ZM107 145H105V146H107ZM112 145H113V144H112ZM112 145H111V146H112ZM118 145H117V146H116L115 144L113 145L112 148H113L114 150H113L111 147H105V146L102 148V150H103L104 148H107V149L110 148L108 151H105L106 149H104V151H105L106 153H109V154H107L109 158H110V156H109L110 154L113 155L112 157L116 156V157H115V160H116V161H118V159H119V157H120V156H118L117 154H118V153H119V154L121 153V157H120L121 159H120V160L122 161V160L124 159L123 162H122L123 164L125 163V158H126L125 155H123V154H126V156H128V159L130 158V160H129V161L131 162L130 164H133V166L131 165L132 167H135V166H136V163H137V166L140 164L139 167H140V166H141V167L143 166L142 168L140 167V169H141V171L143 170L142 172L145 173V176L143 175L144 173L141 174L142 176L139 174V175H140V178L143 179V180H141V179L139 178V185H138V186H139V188H140V187L142 188V187H144V185H146L147 183H148V184L146 185V187L142 188V191H141V189H139V190L142 192V193L140 192L141 194L144 195V193H143V189H145V190H144V192H145L147 189L151 190V188L153 189V187H155V188H154V191H153L155 194L151 193L152 191H151V192H147V191H149V190H147V191H146L147 194L145 193V196L139 194V198H140V200L145 199L146 196H149V197H150V198L147 197V198H148L147 200H150V199H151V200H154V199L156 198V196L158 197L157 194H161V195H162L163 191H164L165 188H166V185H163V184H165V183H167V185H168V187H169V188H167V193H168L169 191H171V190H170L171 188H170L169 182H170V184H171L172 179H171L170 177H171V173H172V171H174V169H173V166H174V165L171 164L172 166H170V168H171V167H172V168L170 169V168H169L170 162H166V160L169 159V158L172 159V158H174L173 156H176L175 154H173V153H175V150L177 151V149H178V152H179L180 149H181V148H180L181 146H182L183 148H184V147H187V146H185V145H178V146H177L176 143H175L174 145H172V143H171L172 146H176V148H177V147H178V148H177V149H176L175 147H171V148H170L171 145L168 144V145H170V146H169V149H171V150L168 149V151H171V153H170V152H168V151H165V150H166L165 148L168 147L167 145H165V147L162 146V148L165 149V150H163V149L161 148V149L163 150V153H164V154H166V152L169 153V154L167 153L166 156H164V154L161 153L162 151L159 150L158 153H159L160 155H159V154L154 155L155 153H154L153 155L151 154V155L153 156V158H154V156H156V158H158L157 156L159 155V158H160V159H159V158H158V159L155 158L157 161H156L155 159H153L152 156L149 155V153H145V155L143 154L144 156H146V155L148 154V155L150 156V158H149V156H148L149 160L147 159V157L144 158V156H143L144 160L142 159L141 161H139V160L142 158V155H139V156H141L140 159H139V156H137V155H138V152L135 153V149H134L135 146L132 147V150H131L130 148H127L126 145H124L125 148H124L123 145H121V146L124 148V149L122 150L123 152H124V151L126 152V148H127V150L130 149V151L132 152V153H131V152L128 150V152H126V153L124 152V153H123V152H120L119 149H121V148H120V145H119V146H118ZM128 145H130V146H128ZM143 145H144V144H143ZM202 145H201V146H202ZM114 146H115L116 149H118L117 147H119V149H118V150H115ZM166 146H167V147H166ZM196 146H197V145H196ZM80 147H81V146H80ZM80 147H79V148H80ZM140 147H142V146H140ZM190 147H191V146H190ZM192 147H193V146H192ZM192 147H191V149H192ZM99 148H100V149H99ZM135 148H136V147H135ZM145 148H147V147H145ZM145 148H144V149H145ZM173 148H175V150H174ZM179 148H180V149H179ZM198 148H199V147H198ZM98 149H99V150H98ZM111 149H112L113 151H112ZM137 149L139 150V148H136V150H137ZM142 149H143V147H142ZM142 149H140V150H142ZM144 149L142 150L143 152H144ZM80 150H81V149H80ZM80 150H78V151H80ZM102 150H100V152H101V159H103V162H104V161H106V160H105V156H104V154H102V152H103ZM133 150H134V154H137L136 157L134 156L136 160L134 159V157H132V155H133ZM109 151H110V152H109ZM118 151H119V152H118ZM160 151H161V152H160ZM164 151H165V152H164ZM172 151H174V152H172ZM80 152L82 153V156H83V154L85 153V152H83V149H82V151H80ZM80 152H79V153H80ZM114 152H116V153H114ZM129 152H130V153H129ZM81 153L79 154V155H80L79 157L82 158ZM86 153H87V152H86ZM86 153H85V154H86ZM94 153H96V151H94ZM112 153H113V154H112ZM127 153H129V155H130L131 157H130L129 155H127ZM88 154H90V153H87V155H88ZM115 154H116V155H115ZM172 154H173V156H172ZM176 154H177V152H176ZM87 155H85V159H86V160H88V156H89V155H88V156H87ZM94 155H96V156L99 155L98 158H97V157H96V158H93V159H96V160H97V163H98V159H100V154H99V153H96V154H93V156H94ZM102 155H103V156H102ZM162 155H163L164 157H163ZM168 155H170V156H168ZM192 155H193V154H192ZM117 156H118V157H117ZM123 156H124L125 158H124ZM167 156H168L169 158H167ZM171 156H172V158H171ZM190 156H191V155H190ZM190 156L188 155L189 158H190ZM94 157H95V156H94ZM102 157H104V158H102ZM161 157H163V158L166 157V158H167V159L165 158L166 160H165L164 164L166 165V164L168 163L169 165H168V164L166 165V166H168V167H165L166 170L163 171V173H164V172L167 173V174L169 173L170 176H168V178L171 180V181L168 180L167 177H164V178H166L167 180L164 179V178H162V179H164V180H166V181H163L162 179L159 180L160 183H157V184L159 185V184H161V181H163L162 186L165 187L164 189H163V187H160V188H161V189H160L159 187H157L158 185L156 186V184H154V183H153V185H155V186H153L152 184H150V183H151V180L153 179L152 177H151L152 179L150 178L151 180L148 179L149 176H153V175L155 174V173H154L153 175L148 174V173H150V171H151V173H152V169H153V168L150 167L151 163L149 162V161H151V160H150L151 158L153 159V161L155 160V161H154V164H155V165H156V162H159V163H157V165H156L157 168H158V166L161 167L159 170H164V168L161 166L162 164H160L161 162H163L162 160H164V159L161 158ZM83 158H84V157H83ZM106 158H107V157H106ZM109 158H108V162H109ZM117 158H118V159H117ZM122 158H123V159H122ZM182 158H183V157H181V158H179V159H182ZM85 159H84L83 161H86ZM101 159L99 160L100 162H99L98 164L96 163V160H93V161H92L93 163H94V162H95V163H94V164L92 163V164H93V167H91V172H92V173L95 172V171H93V170H94V168L96 167V164H97V167H98V168H97V167H96V168H97V169H100V170H97L98 172H100V171L102 170V168H103L104 170L101 171V172H104V171H105V168L107 169V167H105V166H108V169H107L103 174H104L105 176H106V174H108V176H110V177H109V178H107L108 176L105 177L101 172H100L99 174H100L101 176H102V175L104 176V177L102 176V178H100L101 176H100L98 173H96V175H99V177H97L95 174H94V175H95V177H94V175H93L92 173H87L88 176H89V174H90V176L92 175L93 177H90V178L88 177V179H87V175H86L84 180H87V181H85V183H84V181H83V179H82L83 176L81 175V176H80V177H81L80 179H82V181L80 180V182H82L83 185L86 186V188H89V187L92 188V190H93L94 193L91 192L92 190H90V188H89V190H88V192H89V194H88L87 191H85V190H87V189H84V188H85L84 186H83L84 188H82V189H84V191H83L82 189H79L80 186H79L78 188L75 186V187H76V190L78 189V190H77L78 193H79V190H80V193H79V194H80V195H79L80 199H79V197H78V195H77L78 193H76L77 191H76V192L74 191L75 187H74L73 189H70V188L72 187V186H70L69 188H66V189H68L69 191L71 190V192H69V191H67V190H66V191L64 190L63 193L66 192V194H67V193L69 192L70 195H71V193H72V194L74 193V194H73L74 197L70 196L69 193L67 194V197H68V198H69V196L72 197L71 199H72L73 201H72V200H69L68 198H66V197H65L66 194H62V195H63L62 198L67 199V203H69V201L72 202V203H74V198H75V196H76L77 199H75V201H77V204H76V202H75V203H74V206H77V205H78V202H79L78 199L81 200V197L84 196V195H82V194L85 193V192H86L85 196L88 194L87 196H88V199H90V200H88L87 197H83V198H84V199L82 198V200H84L83 203H82L81 201H80L79 203L84 204V202L86 203V201H88V203H93V201H94V203L97 202L98 200H100V198L104 197V194H103L102 197H99V196H98V197H99L98 200L95 199V198H96L95 196H97L98 194L100 195V193H102V192L98 193L100 190H102V189H101V186H104V185H105V183H103V184L100 185V187H99V186H98L99 181L101 182V180H102L103 178H107V179L110 181L111 178L114 177V178H113L114 180H113V179H112V180H113V182H115L116 179H118V178H117V174L119 175V173H120V175H121V178L126 180V183H127L126 185H127V186H128V183H129V186H128V187H129L130 189H129L125 184H123L122 182L120 183V184H122V185H125L126 188L128 189V190H127V189L125 188V186L122 188V189L125 188V189H124L125 194H126L127 196H129V197H127V199H126V198H123L124 196H123V197L121 196L122 194L124 195V193H120V191H123V190H120V191L117 193V191H118V189H119V187H118L117 184H116V185H117L116 187H111V184H112V183L109 182L108 180L106 181V179H105V181H104V179H103L102 181L108 183V184H106L104 187L106 188V186L109 185L111 188H113V189H112V190H114L113 193H114L115 195H117V196H118V195L121 196V198H122V201L119 200V201H117V202H121V203L124 202V203H125V201H126V203H128V205H126V204L123 203L122 206L124 205V207H125V205H126V206H129V204L131 203L130 200L128 201L129 198L131 199V201H134V200H135V198H134V200H132V199H133V196L130 197V194H131V191H130V190H132V189L134 188V190H132V192H134V193L138 192V191H137V190H138V188H137L138 186L136 187V183H137V182H135V185H134L133 183H134V181H137V179H138V172H140V171L137 170V168H139V167L134 168V169H133L134 171H132L131 167H130L129 164H128L129 161L126 160L127 162L125 163V165H126V166H129L130 169H131V170H129V169H128L129 167H127V169H128L129 171H127V169H126L125 167H123L124 165H123L122 163H120V161H118V163H117V164H118L117 167L119 168V167H120L119 165L122 164L120 168L123 167V169H125V170L118 169V168L116 167L115 164H114V167H115V168L112 167L113 165H112L110 162H109L110 165H109V164H108V165H104V163L106 164V162H104V163L102 164L103 166H100V167H101V168H100V167H99V164L102 163ZM126 159H127V158H126ZM132 159H133V160H132ZM185 159H186V158H185ZM185 159L183 158L182 160H185ZM134 160H135V163L133 162ZM137 160H138V161H137ZM182 160H181V162L179 161V163L181 164V166L183 165V164H182V163H183ZM136 161H137V162H136ZM144 161H145V165H148V164L150 163V164L148 165V167H150V170H148L149 172H148L146 169H145L146 171L143 169V168H147L146 166L144 167V164L142 163V162H144ZM146 161H147L148 163H147ZM167 161H168V160H167ZM170 161H171V160H170ZM177 161H178V160H177ZM185 161H186V160H185ZM108 162H107V163H108ZM132 162H133V163H132ZM138 162H139V163H138ZM112 163H113V161H112ZM177 163H178V162H177ZM179 163H178V164H179ZM92 164H91V165H92ZM127 164H128V165H127ZM141 164H142V165H141ZM158 164H159V165H158ZM164 164H163V166H165ZM178 164H176V165L178 166ZM100 165H101V164H100ZM176 165H175L174 167L177 168V169H178V168L180 169V168H183V167H184V165H183V167H181L180 165H179L178 167H176ZM151 166H154V165L152 164ZM104 167H105V168H104ZM110 167H112L113 169H116L115 172L117 173V174H115L114 171L112 170V171H113V174H115V175L112 176V177H111V173H112V171L110 170V169H112V168H110ZM154 168H155V166H154ZM185 168H186V165H185ZM185 168H183V169H184V172L186 171ZM76 169H78V168H76ZM76 169H75V170H76ZM169 169H170V172H171V173L168 172ZM172 169H173V170H172ZM177 169H176V170H177ZM183 169H182V170H181V169H180V170H177V172L179 171L180 174H181L182 171H183ZM108 170H110L111 173H110ZM117 170H118V172H117ZM119 170H121V172H120ZM136 170H137L138 172H137ZM153 170H154V169H153ZM171 170H172V171H171ZM176 170H175V171H176ZM187 170H188V169H187ZM76 171H77V170H76ZM76 171H75V172H76ZM80 171H81V170H80ZM80 171H79V169H78V172H80ZM122 171H127V172H128L127 175H126L125 172H124L123 174H121ZM154 171H158V170L155 169ZM154 171H153V172H154ZM175 171H174V172H175ZM88 172H90V171H88ZM107 172H109L110 175H109V173H107ZM146 172H147V173H146ZM177 172H175V173H176V176L179 174V172H178V174H177ZM188 172H189V170H188ZM186 173H187V172H186ZM78 174H80V173H78ZM78 174H77V177L79 178ZM81 174H82V173H81ZM124 174H125L126 177L124 176ZM147 174H148V175H147ZM167 174H165V175H167ZM187 174H188V173H187ZM146 175H147V176H146ZM165 175H164V176H165ZM183 175H184V174H183ZM115 176H116V177H115ZM122 176H124V177H122ZM143 176H144V177H147V180H146V178H144ZM184 176H186V174H185ZM184 176H183V177H184ZM172 177H173V173H172ZM92 178H93V179H92ZM115 178H116V179H115ZM91 179H92V180H91ZM99 179H101V180H99ZM119 179H120V176H119ZM119 179H118V180H119ZM122 179H120V180L122 181ZM144 179H145V180H144ZM73 180H74V179H73ZM77 180L79 181V179H77ZM89 180H91V182H92V184H89V185H91L92 187L89 186V185H88V186L85 185L86 182H87V183L90 182ZM149 180H150V183H149ZM75 181H76V180H74V182H75ZM78 181H77V182H78ZM123 181H124V180H123ZM140 181H141V182H140ZM142 181H144V182L147 181V183H144V182H143L144 185H143V184L140 185V183H142ZM168 181H169V182H168ZM91 182H90V183H91ZM116 182H117V181H116ZM116 182H115V183H116ZM119 182H120V181H119ZM124 182H125V181H124ZM131 182H133V183L131 184ZM173 182H174V180H173ZM70 183H71V182H70ZM78 183H79V182H78ZM78 183H77V184H78ZM115 183H113V184H115ZM117 183H118V182H117ZM175 183H176V181H175ZM175 183H172V184L175 185ZM79 184H81V183H79ZM79 184H78V185H79ZM113 184H112V185H113ZM118 184H119V183H118ZM172 184H171V185H172ZM131 185H132V188L130 187ZM142 185H143V186H142ZM148 185H150V186L152 185V186H151V187L149 186L150 188H148V187H147ZM173 185L171 186L172 188H174ZM96 186H97V189L100 188L99 191L95 188ZM113 186H115V185H113ZM133 186H134V187H133ZM176 186H177V183H176L175 187H176ZM98 187H99V188H98ZM104 187H102V188H104ZM121 187H122V186H121ZM135 187L137 188V190H135ZM156 187L158 188L157 190L160 189V190L162 191V193H160V190H159V192H157V191H156ZM93 188H95L98 192H97L96 190L94 191ZM111 188H109V189L111 190ZM115 188L117 189L116 192H115V190H116ZM162 189H163V190H162ZM168 189H169V191H168ZM104 190H105V189H103L102 191H104ZM72 191H73V192H72ZM81 191H82V193H81ZM126 191H129V192H126ZM135 191H136V192H135ZM165 191H166V190H165ZM96 192H97V195H95V196L90 195V194H95ZM110 192H111V191H110ZM111 193H112V192H111ZM128 193H129V195H128ZM138 193H139V192H138ZM150 193L153 194V196H152ZM148 194H149V195H148ZM126 195H125V197H126ZM132 195H133V193H132ZM134 195L138 196L137 193L134 194ZM150 195H151L152 198H154V199H152ZM154 195H155V197H154ZM161 195H159V197H160ZM92 196H93V197H92ZM112 196L114 197L113 194H112ZM112 196H111V197H112ZM117 196H116V199H115V198H112V199H114L113 202L117 200ZM119 196H118V199H120ZM136 196H135V197H136ZM142 196L145 197V198H143ZM163 196H165V193H163V195H162L161 197H163ZM89 197L94 198V199L91 200V198H89ZM141 197H142L143 199H141ZM159 197H158V200H157V198H156V200H154L155 203H157L160 199H162V198L159 199ZM136 198H137V197H136ZM163 198H164V197H163ZM65 199H63V200H65ZM85 199H86V201H85ZM123 199H124V200H123ZM125 199H126V200H125ZM95 200H97V201H95ZM151 200H150V201H151ZM90 201H92V202H90ZM138 201H139V200L137 199V200H135L133 203H135V202L138 203ZM98 202H99V204H101L100 201H98ZM98 202L95 203V204H98ZM105 202H106V200H105V201H102V204H103V203L105 204ZM151 202H152V201H151ZM159 202H160V201H159ZM115 203H116V202H115ZM115 203H114V204H115ZM133 203L129 206V207L131 208V210L128 208L130 211H129L128 209H126L127 207H126L125 209L122 208V206L120 207L119 204H118V205H119L118 209L120 208L119 211H120V210L123 211V209H124V210H125V213H126V212H131V213H133V212H137V211H135V210H136L137 208L139 209V208H140V205L138 204V205H139V206H138L137 204H136V205L134 204V207H135V206H138V207H137V208H136V207H135V208H132V207H133V206H132ZM139 203H140V202H139ZM75 204H76V205H75ZM86 204H87V203H86ZM95 204H94V205H95ZM102 204H101V206H102ZM104 204H103V207L106 208V206H107V204H109V202H108L107 204H105L106 206H104ZM69 205H70V204H69ZM71 206L73 207V204H72ZM87 206L89 207L88 204H87V205H84V208H86ZM131 206H132V207H131ZM155 206H156V205H155ZM67 207H68V205H67ZM72 207H69V208L71 209ZM77 207H78L79 210H78V209H74V207H73L74 210H73V209H71V210H72L73 212L79 211L80 213L78 214V212H77V214H78L79 216H81V218H82V216L85 215V217H83V219H82V220H84V221L87 220V218L89 217L88 213H91V212L93 211L94 208L96 209L95 212L98 213V215H97V220H98V217H99L100 214H101V213H99V211H97V208H98V207H97V208H96V207L92 208V207H93L92 205H90V208H89V209H92V211H90V212L87 211V212H86L87 214H85L84 212H82V210H83L84 208L82 209V207H80V208H79V206H77ZM77 207H76V208H77ZM88 207L86 208V210H89ZM107 207H108V206H107ZM115 208H117V203H116V207H115ZM121 208H122V209H121ZM81 209H82V210H81ZM102 209H103V208H102ZM102 209H101V210H102ZM106 209H107V208H106ZM118 209H117V210H114V211L116 212V211H118ZM133 209H135V210L132 211ZM138 209H137V210H138ZM142 209H143V208H142ZM149 209H150V208H149ZM151 209H152V208H151ZM98 210H99V209H98ZM127 210H128V211H127ZM67 211H68V210H67ZM114 211L112 210V211H109V212H111V213L113 212V215H115V214H114ZM122 211H120V213H121ZM143 211H144V210H143ZM145 211H146V210H145ZM145 211H144V212H145ZM68 212H69V211H68ZM73 212H70L69 215L72 214ZM81 212L84 213V215H80ZM93 212H94V211H93ZM93 212L91 213V214H92V218H90V219H92L93 222H96V221H95V220H96V217L94 216V214L96 215V213L94 212V214H93ZM123 212H124V211H123ZM123 212H122V214H123ZM144 212H143V213H144ZM147 212H149V210L146 211V213H147ZM125 213H124V215H125ZM138 213H142V211H140V212H138ZM143 213H142V215H143ZM146 213H144V214H145L146 217H147V214H149V213H147V214H146ZM77 214H76V215H77ZM91 214H90V215H91ZM107 214H109V213H107ZM107 214H106V216H107ZM104 215H105V214L102 215V216H103V219H102V216H100V218H101V224H100V225H101V229H100V230H99V229L96 230L97 228H100V226L97 225L98 222L96 223V225H97L98 227L95 226V223H94V225H93L94 227H96V229L93 227L95 231L92 230V229H91L92 226H91V225H87V223H86V226H87L88 228H86V226H85V228L83 227L84 230H85V229H88L89 232L92 230V232H90L91 234L88 233V231H87V233L90 234V236H91V240H92V242H91V241H89V242L87 241L88 244L91 242V244H89V245H90L89 248L86 247V249H85L86 252H88V253H89V251H87V250L91 249V251H92V250H93V249H92L93 247H94V250H95V249L97 250L98 248L100 249V246L103 247L102 245H104V244L106 245V242H107V241H104L103 239H105L106 237H108V236H106V235H109V238L111 237L110 234H108V233H109V232L111 233V232H112V229H113L114 237H111V238H112V239H115V237H116V238L118 237V239H116V241H117V240L122 241V240H123L122 238H124L125 234L128 235L131 229H132V230H133V229L136 230L137 225H141V224H138V223H140V218H138V217H141V216H142L141 214H137V213H136V214L134 215V216H136V217L138 216V217H137V218L139 219V220L137 221L138 223L135 221V220H136V217H135V218H134L135 220L133 219L134 221H132V219H129V220L132 221L133 223H132V222L130 223V221H129V222H128V225H125V226H124V224H123V227H122L121 225L116 226L117 224H121V223L119 222V220L116 221V220H114V219H112V218H110L111 221H109V223H108L107 221H108L109 218L106 219V218H107V217H106L105 219H106L107 221L104 220ZM109 215L111 216L112 214H109ZM109 215H108V217H110ZM113 215H112V216H113ZM126 215H128V214H126ZM129 215H130V213H129ZM131 215H132V214H131ZM139 215H140V216H139ZM73 216H75V214H73ZM73 216H72V217H73ZM87 216H88V217H87ZM93 216H94L95 218H93ZM112 216H111V217H112ZM122 216H123V215H122ZM86 217H87V218H86ZM90 217H91V216H90ZM117 217H118V216H117ZM142 217H143V216H142ZM85 218H86V219H85ZM100 218H99V219H100ZM148 218H149V217H148ZM88 219H89V218H88ZM90 219H89V220H90ZM110 219H109V220H110ZM119 219H120V218H119ZM141 219H142V218H141ZM102 220H103V221H102ZM84 221H83V222H84ZM90 221H91V220H90ZM92 221H91V222H92ZM99 221H100V220H99ZM105 221L107 222L108 225H105V226H107V227H104V229H102V228H103L102 226H104V225H102V224H103V222L106 223ZM113 221H116L117 223H115L116 225H112V226H116L117 228H118V227H121V228H120L121 230L123 229V231H125V232H127L126 230H129V232H128V233H125V234H123V233L119 234V232H120V231H119V230H120L119 228H118V229H117L116 227L113 228L111 225H109V224L114 223ZM86 222H87V221H86ZM88 222H89V221H88ZM110 222H112V223H110ZM118 222H119V223H118ZM123 222H126L125 224H127V221H123ZM134 222H136L137 224L134 223ZM142 222H143V220H142ZM142 222H141V223H142ZM145 222L147 223V220H144V223H145ZM129 223H130V224H129ZM144 223H142V227H143V224H144ZM84 224H85V222H84ZM90 224H91V223H90ZM98 224H99V223H98ZM83 226H84V225H83ZM89 226H91L90 229H89ZM114 229H115V230L117 229V231L114 232V231H115ZM137 229L140 230V228H137ZM135 230H134V231H131V232L134 233V232H137V231H138V230H137V231H135ZM123 231H122V232H123ZM85 232H86V231H85ZM117 232H118V234H117ZM131 232H130V233H131ZM115 233L117 234V236L115 235ZM111 235H112V233H111ZM120 235H121V236H120ZM129 235H130V234H129ZM90 236L88 235L89 238H90ZM105 236H106V237H105ZM122 236H123V237H122ZM120 237H121L122 240L119 239ZM125 238H126V239H125ZM125 238H124V239H125L126 241H128L127 239H128L129 237L127 238V236H126ZM107 239H108V238H107ZM112 239H111V240L109 239L110 241L107 242L108 247L111 246L110 243H111L112 241H114V244H115V245L119 243L118 246H115V245H114V247H119V245L122 244V243L120 244L119 241H118V243H115L116 241H115V240H112ZM88 240H89V239H88ZM105 240H106V239H105ZM125 240H124V241H125ZM124 241H123V242H124ZM126 241H125V242H126ZM124 244H125V243H124ZM105 245H104V247H105ZM85 246H87V244H86ZM91 246H92V247H91ZM90 247H91V248H90ZM97 247H98V248H97ZM104 247H103V248H104ZM108 247H107V245H106V248H108ZM108 249H110V248H108ZM108 249H107V250H108ZM111 249H113V243H112ZM90 253H91V252H90ZM90 253H89V254L84 253V254H85V255H86V254H87V255H91ZM84 254L81 253V254H80L81 256H80V255L78 256V258H79L80 261H81L82 256H83ZM92 254H93V252H92ZM80 257H81V259H80ZM87 257H88V256H87ZM83 259H84V258H83ZM79 260H78V261H79ZM78 261H77V262H78ZM80 261H79V262H80ZM256 261H257L256 259H250V260L247 262V264H257ZM79 262H78V263H79ZM80 263H81V262H80ZM80 263H79V264H80Z\"/></svg>","mask_w":264,"mask_h":264}]
</instances>
